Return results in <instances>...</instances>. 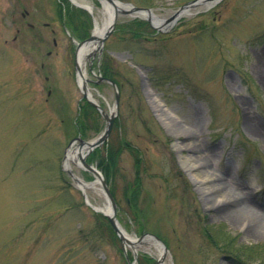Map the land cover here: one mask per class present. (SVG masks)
Segmentation results:
<instances>
[{
	"label": "rangeland",
	"instance_id": "rangeland-1",
	"mask_svg": "<svg viewBox=\"0 0 264 264\" xmlns=\"http://www.w3.org/2000/svg\"><path fill=\"white\" fill-rule=\"evenodd\" d=\"M58 1L0 0V264H129L100 182L85 191L65 167L79 144L72 141L91 142L104 129L75 70V41L105 28L101 4L85 0L93 18L80 10L84 28L66 27L68 36L58 12L65 19L76 7ZM118 1L169 19L194 0ZM136 21L147 24L119 16L103 52L85 64L92 99L106 112L116 92L99 83L105 65L120 92L113 131L87 162L102 174L118 224L168 250L161 262L151 244L127 246L130 262L264 264V221L233 223L224 214L246 206L264 215V0L199 6L169 32L145 25L137 38L128 33ZM191 155L201 163L197 175L212 174L242 203H206L181 163ZM71 163L83 184L97 181L78 156Z\"/></svg>",
	"mask_w": 264,
	"mask_h": 264
},
{
	"label": "water",
	"instance_id": "water-1",
	"mask_svg": "<svg viewBox=\"0 0 264 264\" xmlns=\"http://www.w3.org/2000/svg\"><path fill=\"white\" fill-rule=\"evenodd\" d=\"M104 1H107L109 4H111L115 8V13L112 17L111 23L106 28V31H105V33H103L101 38H97L95 35H92L90 39L78 44V50L77 51H79V49L83 45L87 46V45H90L96 41L97 48L92 54H90V56H88V58H90L91 56H94L96 51H100V52L103 51L104 42L107 40V38L110 36L111 32L113 31L115 24L117 22V19L120 15L121 16H130V17H140V18L147 19L149 21V23L151 24V26L153 28H155L157 31L167 32L169 30V28H171L176 23V21H178L182 16L187 15L192 9H194L198 6H202V5L213 6L222 0H195V1L189 2L188 4L182 6L177 11H175L173 16L170 19H167L165 21L164 26H159V25L154 23V20H156L158 17L153 14V10H151V9L138 8V7H135L131 4H123L117 0H104ZM78 61H79V59L77 58L76 69H77L78 73L81 74V70H80V66H79ZM102 81L108 82L115 89V92H116L115 109H117L118 104H119V99H120V94H119L117 85L109 79H102ZM89 82H90V80L82 77L81 81H79V86L81 87V90L83 92V97L94 108H96L98 110V112L101 114V116L105 120V128H104L103 132L100 134V136L97 137L96 139H94L93 141L86 142V141L82 140L81 138H77L76 140L72 141L71 146H73L75 144V142L79 143L78 150L76 151V154L79 158V165L82 166L83 168H85L86 170H88L89 172H91L97 178V180L100 182V184L103 188L105 195L107 196L108 202H110V205L113 204V211L111 213L105 214V215L108 218L110 224L112 225L114 231L118 234V236L121 240V246H122V248L126 254V246L127 245L133 246V244L124 235V233L120 229V225L118 224V221L116 218V209H115L114 199L112 198V195L109 191V188H108L105 180L103 179L101 173L98 170H96L94 167L90 166L86 160L88 155L93 150L100 147L102 144H104L108 140L109 136L111 135L117 114H116L115 110H111L110 115H108L103 110V108L97 102H95L92 99L91 95L89 94V88H88ZM67 173L71 176V178L74 181H76L79 185H82V182L78 178L75 177V175L71 172L70 169H67ZM95 210L98 211V209H95ZM153 237L155 239H157L159 241V243L164 246V244L157 237H155V236H153ZM144 239H145V237H144ZM164 250H165V252H167V249L165 246H164ZM126 258H127V261L129 264H136L135 262L131 263L129 261L127 254H126Z\"/></svg>",
	"mask_w": 264,
	"mask_h": 264
},
{
	"label": "bare ground",
	"instance_id": "bare-ground-1",
	"mask_svg": "<svg viewBox=\"0 0 264 264\" xmlns=\"http://www.w3.org/2000/svg\"><path fill=\"white\" fill-rule=\"evenodd\" d=\"M76 1L79 5H83L85 7H87L88 9H94V6L87 3L85 0H74ZM204 6V5H203ZM101 12V16H102V20L103 23L105 21L106 23H110L114 13H115V8L109 4L107 1L102 0V9L100 10ZM155 21V24L159 25V26H164L166 19L164 18H157ZM104 30L100 28V26L97 24L96 26V30H95V36L97 38H101L103 35ZM96 42L93 43V45H89L83 49H81L80 53H79V63H80V67H81V75H83V77H87V69L85 64L88 63V55L89 53L92 51V49L95 47ZM146 93L148 95L149 98V102L151 103L152 107L154 108V110L157 112V114L160 116V118H162V120L166 121V124L169 127H173L171 125V123L169 122L170 119V114L169 112L166 110V108L163 106V104L159 101V99L153 94V92L146 87ZM91 94V93H90ZM183 146H179V148L181 149ZM74 160V155L73 153H70L68 155V159L66 162V168L67 169H72V163ZM183 167L186 169L188 175L190 176V178L192 179V181L196 184L198 190L200 192H202V195L204 197V200H206V203L209 202H214L215 204L218 203H225V202H229L230 201H238L241 198H239L238 196H236L235 194L233 196L230 195V193H226V191L222 190L221 188L219 189L217 186L218 185H213L212 182L215 181V177H213L212 174H208L207 172L202 173V178L201 176L196 174V171H199V168L201 166L200 161L198 160V158L194 157L193 155L189 156V157H182V161H181ZM99 181L97 180L95 183L89 184V183H85L82 184L83 185V189L85 191H87L89 188H96L97 183ZM224 189V188H223ZM227 199V200H226ZM225 201V202H224ZM221 202V203H220ZM240 203H242V200H240ZM243 205L245 206V204L243 203ZM103 211L105 212H109L110 210V205L109 203L106 201V206L105 208H102ZM247 209V210H246ZM249 208H247L245 206V208H238L235 210H229L228 212H225V216L227 218H229L231 221H233V223H242V224H250L251 222H253L254 224L256 223H263L262 221H264V215H260L257 214L256 212H254L256 214V216L254 215H250L251 211L248 210ZM254 220V221H253ZM246 222V223H245ZM256 222V223H255ZM257 225V224H256ZM122 228V227H121ZM123 230L124 235L132 242L133 246L137 245H141V244H151L152 246L156 247L158 249V258L159 261L163 262L164 261V255L163 253V246H159V244L155 243L154 241H152L151 239H144V237H135V236H131L129 235L126 230ZM147 251L151 252L150 247L146 248Z\"/></svg>",
	"mask_w": 264,
	"mask_h": 264
},
{
	"label": "trees",
	"instance_id": "trees-1",
	"mask_svg": "<svg viewBox=\"0 0 264 264\" xmlns=\"http://www.w3.org/2000/svg\"><path fill=\"white\" fill-rule=\"evenodd\" d=\"M67 18L69 20V25L73 28V30L75 29L76 31H79V33H81V29L84 28V21H83V18L81 16L80 10H78V9H75V11L69 10V12H67ZM145 25H146V27H148V25L146 23H143V22L137 23V21H136L134 26H133V30H129L128 33L132 34L134 32V36L137 38L138 35L144 31L143 29L145 28ZM127 31H128V29L125 28L124 32H127ZM103 72H104L106 77L110 76L108 74L109 70H108V68H106V65L104 66Z\"/></svg>",
	"mask_w": 264,
	"mask_h": 264
},
{
	"label": "flooded vegetation",
	"instance_id": "flooded-vegetation-1",
	"mask_svg": "<svg viewBox=\"0 0 264 264\" xmlns=\"http://www.w3.org/2000/svg\"><path fill=\"white\" fill-rule=\"evenodd\" d=\"M30 16V13L28 12V11H24L23 13H21V17L24 19V18H28ZM59 20V19H58ZM60 21V20H59ZM60 23H61V25H62V27H63V29H65V22H63V21H60ZM45 25V27H48L49 26V24H44ZM28 27L30 28V29H34V25H32V24H28ZM51 33L52 34H55L56 32L54 31V30H51ZM17 38H14V40H16ZM52 42H53V44H54V46H59L58 45V42H57V40L56 39H53L52 40ZM47 54L48 55H50L51 54V51H48L47 52Z\"/></svg>",
	"mask_w": 264,
	"mask_h": 264
}]
</instances>
